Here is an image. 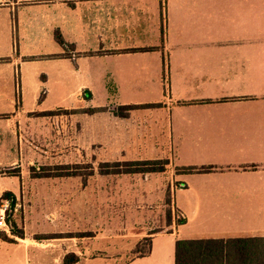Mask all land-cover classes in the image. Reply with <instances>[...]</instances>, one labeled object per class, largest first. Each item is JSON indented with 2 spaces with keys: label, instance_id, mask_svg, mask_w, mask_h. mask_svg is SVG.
I'll use <instances>...</instances> for the list:
<instances>
[{
  "label": "crops",
  "instance_id": "0c3cea01",
  "mask_svg": "<svg viewBox=\"0 0 264 264\" xmlns=\"http://www.w3.org/2000/svg\"><path fill=\"white\" fill-rule=\"evenodd\" d=\"M50 96L74 97L67 112L110 107L119 142L151 155L140 160L213 168L175 174L186 224L129 264H175L178 240L264 237V0H0V200L18 186L4 172L18 128L49 117ZM42 256L0 237V264Z\"/></svg>",
  "mask_w": 264,
  "mask_h": 264
},
{
  "label": "rangeland",
  "instance_id": "374dc122",
  "mask_svg": "<svg viewBox=\"0 0 264 264\" xmlns=\"http://www.w3.org/2000/svg\"><path fill=\"white\" fill-rule=\"evenodd\" d=\"M116 98L109 102L117 104ZM74 104L72 96H50L44 105L56 109L45 113L49 117L29 114L20 124L8 152L17 168L4 171L18 176V186L0 200V210L22 236L9 228L0 237L30 239L43 255L38 264H64L70 253L81 257L76 264H129L149 251L153 235L171 232L184 219L174 202L178 169L169 164L165 172L113 173L109 165L150 161L139 158L151 155L143 145L119 142L110 107L86 114L62 110Z\"/></svg>",
  "mask_w": 264,
  "mask_h": 264
},
{
  "label": "trees",
  "instance_id": "16d2710c",
  "mask_svg": "<svg viewBox=\"0 0 264 264\" xmlns=\"http://www.w3.org/2000/svg\"><path fill=\"white\" fill-rule=\"evenodd\" d=\"M58 40L60 44H64L61 37ZM120 109L129 112L133 107ZM116 115L125 117L127 113L119 114L116 112ZM157 164H161V167L157 168ZM169 164L170 161L165 159L118 162L109 166L114 168L113 173L133 174L139 172H165ZM212 170V167L178 169V171L188 174L208 173ZM12 196L14 195L11 193H5L2 198L7 199V197ZM186 222V219H182L179 225L186 224ZM8 226L14 235L22 236L19 235L17 226L12 219L8 220ZM149 253L150 249L142 256H147ZM78 258L76 254L70 253L65 257L64 264H76ZM175 264H264V237L178 240L175 247Z\"/></svg>",
  "mask_w": 264,
  "mask_h": 264
},
{
  "label": "built area",
  "instance_id": "2783aa9c",
  "mask_svg": "<svg viewBox=\"0 0 264 264\" xmlns=\"http://www.w3.org/2000/svg\"><path fill=\"white\" fill-rule=\"evenodd\" d=\"M0 230H5V231L9 230V226L6 222L4 210H1L0 213Z\"/></svg>",
  "mask_w": 264,
  "mask_h": 264
}]
</instances>
